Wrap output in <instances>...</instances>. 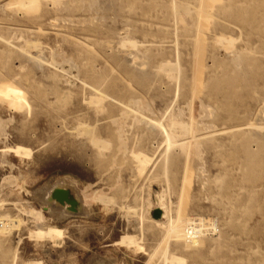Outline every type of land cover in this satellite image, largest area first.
Returning a JSON list of instances; mask_svg holds the SVG:
<instances>
[{"label":"rangeland","instance_id":"rangeland-1","mask_svg":"<svg viewBox=\"0 0 264 264\" xmlns=\"http://www.w3.org/2000/svg\"><path fill=\"white\" fill-rule=\"evenodd\" d=\"M38 1L30 11L0 0V87L18 88L31 106L0 100V217L21 221L0 234V264H12L15 249L17 264H264V0ZM164 63L179 75L161 72ZM84 80L133 100L135 113L111 102L96 114ZM87 117L110 142L105 151L79 128ZM168 134L177 147L165 171ZM15 145L33 154L4 151ZM138 149L154 154L150 173L139 171ZM69 183L84 216L45 202ZM162 193L178 213L169 240L151 221ZM200 218L218 227L202 250L176 246L188 238L179 227ZM37 227L43 240L30 237Z\"/></svg>","mask_w":264,"mask_h":264},{"label":"bare ground","instance_id":"bare-ground-1","mask_svg":"<svg viewBox=\"0 0 264 264\" xmlns=\"http://www.w3.org/2000/svg\"><path fill=\"white\" fill-rule=\"evenodd\" d=\"M37 1L38 0H18L17 3L18 6L20 5L21 7L25 8V7H30V11H32L31 9L34 10H37L36 9V6H37ZM14 2V0H13ZM39 2V1H38ZM53 2V1H52ZM57 4L58 1L56 0ZM9 3V2H8ZM15 2V4H17ZM6 4V3H5ZM10 4V3H9ZM8 4V6H9ZM54 5H56V3H52ZM13 4H11V7H12ZM8 6H6L8 8ZM14 6V5H13ZM17 6V5H15ZM4 7V6H3ZM1 7V8H3ZM4 7V8H6ZM20 7L21 10H25L26 9H22ZM6 8V9H7ZM10 9V7H9ZM8 9V10H9ZM15 9V8H14ZM19 9V7H18ZM19 11V10H18ZM29 13V10L27 11ZM202 13V12H201ZM207 13V12H206ZM55 22V21H54ZM39 31V30H38ZM69 37V36H68ZM263 37H264V33H263ZM72 38V37H71ZM1 39V38H0ZM3 39V38H2ZM78 41V40H77ZM198 41V40H197ZM264 41V39H263ZM119 42V41H118ZM117 42V43H118ZM7 43V42H6ZM34 44V43H33ZM40 44V43H39ZM29 46V45H28ZM33 46V45H32ZM197 47V46H196ZM25 48H28V47H25ZM24 48V50H25ZM30 48V47H29ZM34 48V47H33ZM90 48V47H89ZM92 49V48H91ZM23 50V49H22ZM93 50V49H92ZM118 51V50H117ZM131 54V53H130ZM133 54V53H132ZM239 56V55H237ZM38 57V56H37ZM130 57V56H129ZM135 57V56H134ZM44 58V57H43ZM132 58V57H131ZM137 58V57H136ZM238 58V57H237ZM34 59V57H33ZM37 60V58H35ZM133 60V58H132ZM142 61V60H141ZM238 60H236L237 62ZM39 62V61H37ZM41 62V61H40ZM209 62V61H208ZM68 63V62H67ZM40 64V63H39ZM38 64V65H39ZM50 64V63H49ZM143 64V63H142ZM37 65V66H38ZM53 66L57 67V64L52 63ZM144 65V64H143ZM161 65V63H160ZM160 65H159V68H160ZM52 66V67H53ZM61 66V65H60ZM62 67V66H61ZM72 67H74L75 69V65H73ZM143 67V66H142ZM141 67V68H142ZM39 68V67H38ZM71 68V67H70ZM78 70V69H77ZM162 70L164 72H166V74L168 75H172L174 74V72L177 71V74H178V66L177 64H170V63H164L162 66H161V72ZM63 73H71L69 71H64L63 67H62V70H61ZM72 71V70H71ZM160 71V70H159ZM180 71V70H179ZM196 72V71H195ZM79 73V72H78ZM71 75V74H70ZM179 75V74H178ZM73 76V75H71ZM146 76V74L142 75V77L144 78ZM53 77L56 81H59L60 80V75L58 73H55L53 72ZM141 77V78H142ZM172 77V76H171ZM170 77V79H171ZM76 79L79 78V76H76L75 77ZM178 79V78H176ZM169 80V79H168ZM175 80V79H174ZM61 81V80H60ZM66 81V80H65ZM83 87L84 89H87V93H85L87 95V97H84L83 100L84 101H88L89 102V105H93V107L95 106L94 108V111H96V114L99 113V114H102L103 112H106L107 110V107L112 103H115L117 104L118 106H122L125 111H131L133 113H135V108L133 106V100L132 101H128V102H124V101H119L117 100L116 98H114L111 94H109L107 91L104 90L103 88V85H94V84H91L89 82H87L86 80H84L83 82ZM130 87V86H129ZM56 89V88H55ZM19 89L14 87V86H10V85H5V86H2L0 87V100H7L10 104V107L12 106V108L14 107L15 109L17 110H22L24 108H26L27 112L30 113L31 112V106L29 104V102L27 101L26 99V96H25V93L21 92V91H18ZM57 91V90H56ZM18 92L22 93V94H18ZM61 92V91H60ZM64 92V91H63ZM66 92V91H65ZM64 94L62 93V98L65 99L69 96H71V92L70 93H65ZM255 93V92H254ZM58 94V93H57ZM19 96H23L22 98L20 97V100H19ZM257 97V96H256ZM59 98V97H57ZM61 98V99H62ZM66 100V99H65ZM195 102V100H194ZM90 105V106H91ZM136 106V105H135ZM204 106V105H203ZM199 107V106H198ZM209 107V106H208ZM123 109V110H124ZM203 109V108H201ZM195 110V109H194ZM205 110V109H204ZM137 111V110H136ZM189 111V110H188ZM258 112V110H257ZM138 114V112H137ZM142 113L139 112L138 115H141ZM192 115V114H191ZM206 115V114H205ZM142 116V115H141ZM135 117H136V114H135ZM143 117L144 119H148L147 116L145 118L144 116V113H143ZM137 118V117H136ZM135 118V119H136ZM142 118V117H141ZM79 120V128H81V130L83 129L84 133H87L90 135V141L92 142L93 145H95V148L97 146V148L101 149L103 148V151H105L104 149H108L110 147V142L105 139L103 136H101V134L99 133L98 130V126H97V123L98 121H95L93 123H89L88 121L90 120V117H87V119H83V118H77ZM134 119V118H133ZM138 119V118H137ZM136 119V120H137ZM150 119V118H149ZM139 120V119H138ZM137 120V122H138ZM142 120V119H140ZM153 120V119H152ZM114 121V123H113ZM113 121H111V123H113V125H115L116 120L113 119ZM146 121V120H145ZM145 121L143 120V123H145ZM151 121V120H149ZM137 122H135L136 124H138ZM148 122V120H147ZM153 123H155L154 121H152ZM132 123V126L136 125L134 122H131ZM151 123V124H153ZM202 123V121H201ZM159 125V123H155V125ZM251 124V123H250ZM250 124L248 125L250 127ZM154 125V127H156ZM201 125V124H200ZM203 125V124H202ZM205 125V124H204ZM131 126V127H132ZM139 126V124H138ZM144 126V125H143ZM152 128L153 126L150 125ZM161 128H158L156 130H159L160 129V132L161 130H164L165 132L168 131V129H166V127L163 125H160ZM206 126V125H205ZM204 126V127H205ZM263 126V124H262ZM2 127V126H1ZM147 127V129L145 128ZM144 128L146 130H149L148 128H150V130L152 129L151 127L149 126H145ZM176 127V124L175 123H172L171 126H170V129L172 130H176L175 129ZM211 127V126H210ZM247 127V126H245ZM251 127H254V128H257V126H252ZM108 127H105L103 128V130H107ZM119 128V126H118ZM117 128V130H118ZM121 128V127H120ZM157 128V127H156ZM191 128V127H190ZM189 128V126L187 124H184V123H181V125H179V129H180V132H184L185 134L191 132V129ZM260 129H262L261 127H259ZM210 129V128H209ZM212 129V128H211ZM216 129V128H215ZM239 129V128H237ZM116 130V132H117ZM214 130V128L212 129V131ZM217 130V129H216ZM233 130V129H232ZM154 130H151L150 132H152ZM228 131H231L228 130ZM119 133L121 131H118ZM211 132V131H210ZM216 132V131H215ZM213 132V133H215ZM221 132V131H220ZM153 133V132H152ZM169 133V132H168ZM209 133V132H208ZM207 133V134H208ZM117 134V133H116ZM191 134V133H190ZM212 134V133H211ZM216 134V133H215ZM214 135V134H212ZM172 135H167L166 137H164V141L161 142V143H164V146H165V161L163 162V169L165 171H167V167H168V164H169V158H171V156L174 154V150L173 149L175 146L177 147V144H175V146L173 145L174 144V140L171 141V138L170 137ZM204 136V135H202ZM201 136V137H202ZM205 136H210L209 135H205ZM5 137V136H4ZM193 138H195V136H192ZM200 137V138H201ZM167 138V139H165ZM191 138V139H193ZM199 137H197L196 139H198ZM212 142V141H211ZM177 143V142H176ZM179 145V144H178ZM196 145V144H195ZM162 146V145H161ZM180 146V145H179ZM6 150L4 151H7L8 150V153L11 152L13 154H15L16 157H20V158H24L25 157H30L33 152L28 148V147H25V146H21V145H15V146H7L5 147ZM186 148V147H185ZM188 149V148H187ZM196 149V148H195ZM194 149V150H195ZM139 151L137 152V150H135V152H132L131 151V154L133 155V158L135 159L136 163H138L139 167V171L142 173V175L144 173H150L151 172V168L149 167H155L156 166V163H155V160H154V154H150L148 153L147 151H145L144 149L140 150L138 149ZM2 151V150H1ZM4 151L2 153H4ZM192 152V151H191ZM197 151H195V154H196ZM194 153V152H192ZM244 167V166H243ZM205 169V168H204ZM12 177V176H11ZM68 184V183H67ZM71 184L69 183V185H61L59 188H55L53 189V193L52 195L50 196V198L48 200H46L45 202H49L50 204L53 203L54 205V208H59L63 211V214L66 215V216H70V215H74V214H86V210L84 209V206H82L81 204V200L80 198L75 195V191L73 187L70 186ZM204 185V184H203ZM76 190V189H75ZM1 202V201H0ZM1 204V203H0ZM149 205L151 207L154 208L155 211H160V217L159 218H151V221L158 227L160 228H163L164 229V232H165V237L169 240L172 238V236L176 233L177 231V222H178V213L176 216H173L172 214V209L170 208V204L168 202H166L165 200V197H164V193L162 194H157L156 195V199H155V204H151L149 203ZM141 207V206H140ZM143 209V208H142ZM24 211H25V208H24ZM23 211V212H24ZM33 215H35L36 217H39L40 219H44V216H43V212L42 211H38V210H35L33 209ZM22 212V213H23ZM29 213V211H27ZM27 212H24V213H27ZM31 214V212L29 213ZM142 214V213H141ZM7 215V214H6ZM32 215V214H31ZM32 215V216H33ZM80 215V216H81ZM141 216V215H140ZM0 217V234H3L5 236L6 233L9 232V230L13 229L12 227H16L18 228V225L21 224V221H19V218H17L18 220L17 221H11V219L7 218V217ZM35 217V218H36ZM147 218L146 216V212H143L142 216H141V219L144 221L145 219ZM39 219V220H40ZM166 219V220H165ZM13 220V219H12ZM16 220V219H15ZM38 220V219H36ZM41 221V220H40ZM180 228H183V232H181L179 235L182 236V238L186 239V241L182 242V243H177L176 246L178 247H182V249H185L187 251H192V252H199L202 250V246H203V243H204V235L209 232H215L218 230V227H217V224L216 222H213V224H207V222H205V219H201L198 221L196 219H188V222L186 224H183L182 227H179ZM186 228V229H185ZM12 231V230H11ZM50 231V230H49ZM219 232V231H218ZM12 233V232H11ZM216 233V232H215ZM219 234V233H218ZM7 235V234H6ZM45 235V232L44 231H41V230H38V227L35 229V230H31L30 232V237L35 239V240H43V236ZM142 235V234H141ZM143 237V235H142ZM139 238V237H138ZM132 239V246L134 247H140L142 246L139 239H137L135 236L131 238ZM19 240V239H18ZM168 240H167V243H168ZM177 242V241H175ZM164 251L165 253L169 251V248H168V245L166 244L164 246ZM15 252L14 254V257H13V261H12V264H17V261L19 259V255H18V250L15 249ZM41 263V262H40ZM38 262H31V264H40Z\"/></svg>","mask_w":264,"mask_h":264},{"label":"water","instance_id":"water-1","mask_svg":"<svg viewBox=\"0 0 264 264\" xmlns=\"http://www.w3.org/2000/svg\"><path fill=\"white\" fill-rule=\"evenodd\" d=\"M153 216H154V218H159L160 217V211H154Z\"/></svg>","mask_w":264,"mask_h":264}]
</instances>
